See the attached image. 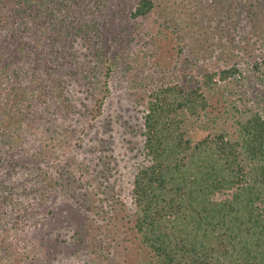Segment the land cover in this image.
Segmentation results:
<instances>
[{"label": "trees", "instance_id": "1", "mask_svg": "<svg viewBox=\"0 0 264 264\" xmlns=\"http://www.w3.org/2000/svg\"><path fill=\"white\" fill-rule=\"evenodd\" d=\"M77 3V0H0V22H8L13 28L25 26L24 30L28 31V17L31 16L40 25L41 17L46 12L48 18L63 25L64 29L61 26L58 28L59 33L64 30L69 32L71 29H67L64 18L70 15ZM165 5H169L168 1H165ZM154 6V0H139L132 17L145 16L153 11ZM82 7L89 10L88 6ZM97 7L96 3L91 14L96 12ZM253 8H256L253 0H208V4L201 2V14H196L197 6L194 9L190 6L178 11L182 14L169 18L178 29L183 28L178 20H183L187 28L183 36L194 39L201 37L199 44L204 54L213 52L214 43L210 41V33L217 35L220 42L225 39L233 43L234 49L230 48L232 54L239 56L249 53V50L256 52L259 55L252 65L259 70V65L264 63V43H259L257 39L264 36H258L256 41L249 43L252 35L238 30L245 18L254 16ZM89 26L91 30H87V33L100 30L94 23ZM76 34L78 36L74 34L71 43H92L88 44V51L80 48L83 59H78L84 67L92 59V68L81 74V77L88 79L96 56L102 58L95 47L103 41L102 33L93 36V40L82 39L78 32ZM183 36L179 35V42H182ZM5 51V45L0 43V59ZM101 58H98L100 66H107L106 74L109 77L114 63H107V59ZM20 72L18 67L11 70L12 79L8 80V84L13 86L8 91L12 95L11 104H8V100L1 101L3 91H0V161L4 157H13L17 146L22 147L27 156L26 161L18 165L20 170L14 169L15 178L10 177L6 181L0 178V227H9L0 229V242L9 236L21 239L28 233L30 218L42 216L40 212L43 215L50 213H45V203H40L47 200L54 188L77 210L85 216L88 214L89 218L104 221L105 214L112 211L106 200L107 197L113 199V195L108 196V191L112 192L115 184L105 183L112 174L107 153L101 159L107 162H98L102 165L98 167V174L88 162L83 165L85 171L71 168L70 163L62 166L60 162L59 146L67 144L69 133L73 137L80 132L86 134L85 127L80 129L78 124L72 127L71 124L59 125L57 132L61 136L51 135L53 142H45L42 146L37 145L36 142H41L34 132L28 129L29 134H26L23 131L22 124L28 112L15 107L27 94ZM235 75H241V70L234 63L220 71L203 74L202 85L190 87L171 83L149 94L136 129L140 155L130 196L133 205V244L137 247L138 259L131 264H264L263 114L255 111L238 120V135L235 138L227 132L216 131L193 141L183 127L185 115L198 116L209 105L205 90ZM93 76L95 79H90L92 84L107 87V81L100 83L97 74ZM85 81L91 88L89 81ZM62 88L63 85L58 92L62 109L75 112L77 109L73 107V102L79 99V94L69 88L63 91ZM91 92L94 94L90 100L88 97L86 100L92 104L91 119H96L102 112L107 92ZM15 94L19 97L15 98ZM27 105L28 102L25 107ZM77 113L82 114V111ZM107 131L112 133L110 129ZM89 142L91 154H96L99 146L92 147ZM100 142L102 140L94 144ZM105 143L108 147L105 146L103 150L109 152L110 145L108 141ZM78 149H87L84 142L78 143ZM115 164L114 161L112 165ZM20 171H25V175L30 177L25 181L16 179L19 173L22 174ZM96 181L98 185L94 184ZM113 206L115 209L116 205ZM105 220H111L109 215ZM78 235L79 238L76 237ZM49 236L59 243H71L73 240L77 244L78 240H82L80 231L74 230L53 229ZM22 249L16 252L22 253L19 251Z\"/></svg>", "mask_w": 264, "mask_h": 264}, {"label": "rangeland", "instance_id": "2", "mask_svg": "<svg viewBox=\"0 0 264 264\" xmlns=\"http://www.w3.org/2000/svg\"><path fill=\"white\" fill-rule=\"evenodd\" d=\"M77 1L74 10L64 18L67 29H71L69 32L64 30L65 32L59 33L58 28L61 26L64 29L63 25L48 18V14L43 11L40 25L31 16L28 17V31L24 30L25 26L13 28L8 22H0V43L6 47L3 58L0 59V91H3L1 101L8 100V104H11L12 95L8 91L13 86L8 84V80L12 79L11 70L18 67L27 94L24 96L26 100L21 98L19 105L15 107L19 106L18 109L28 112L22 129L25 133L28 129L35 133L41 142H36L37 145L53 142L51 135L61 136L57 132L59 125L71 124L72 127L78 124L80 129L86 128V134L80 132L73 137L69 133V143L59 146L60 162L62 166L70 163L71 168L77 171H85L83 165L88 162L90 168L96 169L98 174V167L102 166L100 163L108 161L112 174L105 183L115 185L112 192L108 191V196L113 195V199L107 197L106 200L112 211L105 214V219L109 215L111 220L107 222L105 219L101 221L91 216L89 218L88 214L86 217L54 188L47 200L40 203H45L44 212L50 213L43 215L40 212L42 216L30 218L28 233L21 239L9 236L0 242V264L136 263L138 256L137 247L133 244V205L130 196L140 155L136 129L141 122L148 96L154 89L171 83L190 87L202 85L203 74L220 71L235 63L240 68L241 75H235L205 90L209 102L207 108L198 116L185 115L183 127L187 135L197 141L210 133L212 135L216 131H224L235 138L238 135V120H243L255 111L264 116V63L259 65V70L252 65L259 54L251 50L239 56L232 54L230 48L234 49L233 43L225 39L220 42L213 33H210V41L214 43L213 52L204 54L199 44L201 37L194 39L183 36L187 29L183 20H178L182 29H178L170 21L169 17L182 14L178 11L190 6L193 9L197 6L196 14H201V2L208 4V0H154L153 11L135 18L132 17V12L139 0ZM165 1L169 5H165ZM196 1L200 2L195 4ZM253 1L256 5L253 8L254 16L245 18L240 23V28L238 27L239 31H247L252 35L249 43L256 41L258 36H264V0ZM96 3L97 10L91 14ZM161 3L164 5L161 6ZM82 5L88 6L89 10L80 8ZM92 23L100 30L87 33V30H91L89 25ZM76 31L82 39L91 40L99 32L102 33L103 41L95 44L102 58L96 56L88 79L81 77V74L92 68L93 61L90 59L84 67L79 61L83 59L79 51L80 48L88 51L87 46L92 43H71L73 35L78 36ZM179 35L184 37L182 42H179ZM257 40L264 43L263 37ZM233 42L236 43L235 40ZM222 43L224 44L221 45ZM26 54L29 60L26 59ZM98 58L114 63L109 77L106 74L107 66L101 68ZM93 74L101 79L100 83L107 81V87L92 84L90 79H95ZM85 80L89 81L91 88ZM62 85L63 91L69 88L79 94V99L73 102V107L77 109L75 112L62 109L58 96ZM93 90L104 94L107 92L102 112L96 119H91L92 104L86 100L87 97L90 100ZM14 97L19 96L15 94ZM77 111H82V114ZM88 125L91 127L88 128ZM107 129L112 133H108ZM89 140L92 147L99 146L96 147V154H91ZM100 140V144H94ZM107 141L110 145L109 152L103 150ZM79 142H84L87 149H78ZM22 152V147L17 146L12 159L4 157L0 161V178L5 181L10 177L15 178L14 169L20 170L18 165L27 158L26 153ZM106 153L109 159L101 160ZM114 161L117 163L115 166L112 165ZM61 169L64 170L63 167ZM29 177L24 171L16 179L25 181ZM94 184L98 185L97 181ZM32 201L39 207L36 201ZM113 205H116L115 209ZM7 228L9 227H0L5 230ZM53 229L80 231L82 240H78L77 244L73 240L71 243L55 242L49 236ZM8 232L11 233V229ZM76 237L79 238V235ZM21 247L23 249L19 251L22 253L16 252Z\"/></svg>", "mask_w": 264, "mask_h": 264}]
</instances>
